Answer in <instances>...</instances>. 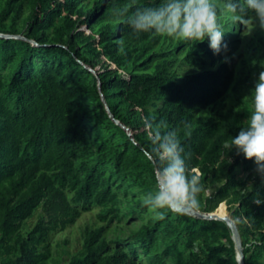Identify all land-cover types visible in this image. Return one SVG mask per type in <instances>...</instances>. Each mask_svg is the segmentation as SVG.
Segmentation results:
<instances>
[{
    "label": "trees",
    "instance_id": "obj_1",
    "mask_svg": "<svg viewBox=\"0 0 264 264\" xmlns=\"http://www.w3.org/2000/svg\"><path fill=\"white\" fill-rule=\"evenodd\" d=\"M79 1L8 0L0 14V33L24 37H0V264H49L50 232L67 229L97 207L107 226L127 215L148 220L126 244L103 240L105 227L86 229L83 248L69 264H239L225 222L144 205L145 197L157 190L145 118L177 131L189 175L200 176L202 185L192 209L211 213L226 202L235 220L245 219L236 221L245 264H264V204L252 202L257 192L264 198V182L254 161L226 147L247 126L264 54L253 66V77L242 82L250 111H214L204 118L198 112L215 105L229 89L227 64L183 77L166 64L154 73L125 72L123 67L134 60L130 50L151 43L155 34H136L113 15L114 7L131 0H99L89 11L78 8ZM212 2L222 25L226 0ZM162 3L136 0L139 7ZM26 5L30 14L24 32L16 21ZM108 21L117 23L104 27L97 39L85 32L93 22ZM236 31L230 27L223 36L226 52L231 50L228 37ZM79 41L85 42V51ZM185 44V60L196 69L223 57L222 51L213 52L208 39ZM92 81L96 105L87 94ZM157 101L161 106L152 114L149 107ZM106 103L132 136L111 117ZM214 182L222 185L208 196ZM125 207L129 212H123ZM222 208L227 213L224 204ZM39 209L36 225L23 232Z\"/></svg>",
    "mask_w": 264,
    "mask_h": 264
},
{
    "label": "clouds",
    "instance_id": "obj_2",
    "mask_svg": "<svg viewBox=\"0 0 264 264\" xmlns=\"http://www.w3.org/2000/svg\"><path fill=\"white\" fill-rule=\"evenodd\" d=\"M133 7L135 11L129 15ZM224 7L248 32L257 26L264 30V0H226ZM112 12L129 24L136 34L151 32L197 42L207 38L215 54L228 49L227 43H223L225 31L218 22L217 7L212 0H163L158 7H139L136 0H131L123 7H114ZM251 93L253 108L247 126L242 127L226 147L229 150L235 148L237 155L242 154L245 159L254 161L255 171L264 182V71L259 72ZM145 128L152 144L150 158L157 164V190L154 195L145 197L144 205L152 210L174 212L196 207L202 190L200 176L189 175L182 155L185 149L177 131L154 125L147 118ZM247 189L252 191L251 185ZM252 202L259 206L264 204V198L257 192Z\"/></svg>",
    "mask_w": 264,
    "mask_h": 264
},
{
    "label": "rangeland",
    "instance_id": "obj_3",
    "mask_svg": "<svg viewBox=\"0 0 264 264\" xmlns=\"http://www.w3.org/2000/svg\"><path fill=\"white\" fill-rule=\"evenodd\" d=\"M8 0H0V14L3 8L6 6ZM99 0H80L77 3V7L85 11H89L95 7V4ZM219 1V0H217ZM30 14V8L24 6L21 15L18 18L17 25L19 28L26 31L25 21H27ZM223 24L222 28L225 31L234 27L237 31L236 35H230L228 40L230 42V52L222 50L223 57L220 60L215 61L213 64H206L203 69H196L189 65L186 60L187 44L194 41H185L179 38H172L167 36H160L155 34V39L148 44L133 47L130 51L134 57L132 62L126 64L123 70L128 73H154L161 65L166 64L169 71L183 77L195 72H202L210 69H217L222 64H227L228 73L231 75L232 81L225 96L206 110L198 112V116L204 118L209 116L214 111L241 113L249 109V92L248 89L242 83L245 80H250L253 77V66L264 54V30H261L258 26L251 32H248L242 24L232 19L230 13L223 10ZM10 23V18L5 21ZM117 22H93L85 28V32L97 39L101 31L106 26L114 27ZM251 26H249L250 28ZM207 39V38H206ZM53 43L52 41H49ZM177 43H183L180 47H176ZM79 47L82 51H85V42L79 41ZM89 58H92L90 54H87ZM101 65V64H97ZM94 82L90 83L87 89V94L91 97L92 103L95 105L99 102L97 94L98 90L94 86ZM101 93V92H100ZM100 101L105 102L102 98ZM161 106V101H157L155 106H150L149 111L152 114L156 113L157 108ZM233 162V160H230ZM222 183L214 182L207 190V195L214 194ZM121 199L123 197L121 196ZM224 204L228 215L235 217L233 212L229 210L226 202L219 205L217 211L223 212L222 205ZM103 210L100 207L94 208L90 211L82 213L77 222L68 227L65 230L52 231L49 234V243L51 246L52 257L49 264H69L72 258L80 253L84 245V232L86 229L95 230L101 227H105L102 234V239L111 243L123 242L122 244L132 242L134 234L141 228V226L147 222V217L144 219L133 218L132 216H124L121 223L114 222L110 226H107L106 222L101 220V214ZM124 213L129 212V208L123 209ZM123 213V214H124ZM42 215V210L39 209L33 219L28 221L25 225L23 232H27L36 225L39 216ZM235 221L245 222L244 217L236 218ZM172 264V263H168Z\"/></svg>",
    "mask_w": 264,
    "mask_h": 264
},
{
    "label": "water",
    "instance_id": "obj_4",
    "mask_svg": "<svg viewBox=\"0 0 264 264\" xmlns=\"http://www.w3.org/2000/svg\"><path fill=\"white\" fill-rule=\"evenodd\" d=\"M0 37L6 38V39H9V38L24 39V37L20 36V35L19 36H13V35L3 34V33H0ZM90 70L92 72L96 73L94 69L90 68ZM106 105H107L108 112L110 113L111 117L116 121V123L118 125L122 126L124 129H126L129 132V135L132 136L131 130L127 126L122 124V122H120L119 120H116V118L112 114L110 107L108 106L107 103H106ZM217 209L211 213H202V212L196 211L194 209H186L184 212L188 213L190 215H193L197 218L203 219V220H220V221L225 222L230 227V229L232 231V238H233V241L235 243L238 262H239V264H245V253H244L243 241H242V237H241V234H240V231H239V228H238L236 221L233 219V217H231L228 214H226V215L220 214L217 211Z\"/></svg>",
    "mask_w": 264,
    "mask_h": 264
},
{
    "label": "bare ground",
    "instance_id": "obj_5",
    "mask_svg": "<svg viewBox=\"0 0 264 264\" xmlns=\"http://www.w3.org/2000/svg\"><path fill=\"white\" fill-rule=\"evenodd\" d=\"M220 214H222V215H226L227 213H225V212H220V211H218Z\"/></svg>",
    "mask_w": 264,
    "mask_h": 264
}]
</instances>
